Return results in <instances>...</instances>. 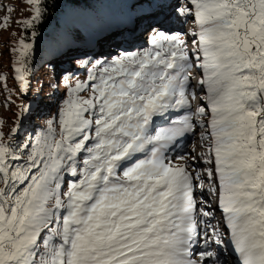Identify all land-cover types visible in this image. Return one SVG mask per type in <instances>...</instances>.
<instances>
[{
	"label": "snow or ice",
	"instance_id": "obj_1",
	"mask_svg": "<svg viewBox=\"0 0 264 264\" xmlns=\"http://www.w3.org/2000/svg\"><path fill=\"white\" fill-rule=\"evenodd\" d=\"M25 2L12 88L0 73L5 106L26 101L0 130V264H264V0ZM45 39L52 91L29 97Z\"/></svg>",
	"mask_w": 264,
	"mask_h": 264
},
{
	"label": "rangeland",
	"instance_id": "obj_2",
	"mask_svg": "<svg viewBox=\"0 0 264 264\" xmlns=\"http://www.w3.org/2000/svg\"><path fill=\"white\" fill-rule=\"evenodd\" d=\"M0 5H11L15 11H13L11 15L10 20V26L5 29H0V73H4L9 76V79L7 81L8 88H12L14 85L13 80L11 79V69L9 67V60H10V51L9 49L12 47V42L19 38L21 34V27L19 24L15 23L17 20H21L24 17H27L30 13L28 11V4L25 2V0H0ZM8 13L3 8H0V20ZM15 33L16 35H12ZM139 42L142 41L141 45L142 47H147L148 45L144 42L145 37H141ZM136 44V41L135 43ZM133 46V45H132ZM138 47H132L129 48V50H134ZM113 53H116L120 51V49H116L113 47L110 49ZM33 72L34 74L30 77L31 82V91H29L28 96L31 97L33 92L36 90V88L42 83L45 85L44 91L42 95H47L52 90L47 87V85L50 83L49 75L46 74V68L44 67V59L37 60L35 65H33ZM83 78V76L79 77ZM64 94V88L61 86L57 92L56 95L51 100H45L44 105H42V111L45 113H48L49 115L53 112H55L57 106L60 104V102L63 99ZM7 93L4 91L2 87H0V121H3L4 127L0 128V130H3L5 132H8V130L12 127V122L16 119L14 113L18 110V106L22 102L21 99H18L17 97L13 96V99L15 100V105H9L5 106V96ZM32 124H42V120L38 118H33ZM28 127H31L28 125ZM193 140V139H192ZM191 141L185 140V144L188 148V150H191ZM66 190V186H65ZM199 199V197H197Z\"/></svg>",
	"mask_w": 264,
	"mask_h": 264
},
{
	"label": "trees",
	"instance_id": "obj_3",
	"mask_svg": "<svg viewBox=\"0 0 264 264\" xmlns=\"http://www.w3.org/2000/svg\"><path fill=\"white\" fill-rule=\"evenodd\" d=\"M46 2L51 5L54 0H46ZM56 3H60L62 2V0H55ZM57 11L56 9H53L51 7H49V13H53ZM56 23H57V20L54 19V18H50L46 21V23L41 27L40 31L45 35H49L50 33H52L53 29L55 28L56 26ZM47 46V40H38L37 41V51L36 53L34 54V60H33V65H35L36 61L37 60H42L44 59V51L43 49Z\"/></svg>",
	"mask_w": 264,
	"mask_h": 264
},
{
	"label": "bare ground",
	"instance_id": "obj_4",
	"mask_svg": "<svg viewBox=\"0 0 264 264\" xmlns=\"http://www.w3.org/2000/svg\"><path fill=\"white\" fill-rule=\"evenodd\" d=\"M141 42H142V41L139 42V41L137 40V41H136V44H133V46L131 45V46H126V47H128V48H132V47H142V45H141L142 43H141ZM192 139H193V137H187L185 140H187V141L189 142V141H191ZM184 142H185V141H184ZM186 144H187V143H186ZM186 144H185V145H186ZM186 147H187V146H186ZM189 151H190V150H189ZM217 215H219V212L217 213ZM235 258H236V257H235Z\"/></svg>",
	"mask_w": 264,
	"mask_h": 264
}]
</instances>
